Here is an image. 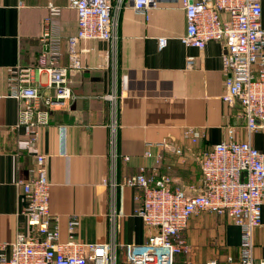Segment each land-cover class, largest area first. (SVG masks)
<instances>
[{
	"label": "crops",
	"instance_id": "obj_1",
	"mask_svg": "<svg viewBox=\"0 0 264 264\" xmlns=\"http://www.w3.org/2000/svg\"><path fill=\"white\" fill-rule=\"evenodd\" d=\"M156 1L146 17L125 0L115 11L114 40L81 43L89 50L80 54L81 67L69 76L79 97L52 111L35 145L47 157L51 211L60 217L62 238L68 237V222L77 220V238L115 243L118 264L126 263L127 244H145L156 232L137 214L140 191L123 186L125 178L141 166L148 173L157 168L173 177L174 186L192 191L194 185L199 191V165L189 157L181 160L163 144L181 145L185 153L189 147L205 151L225 139L228 125L239 126L238 139L247 140L242 105L222 99L223 44L214 40L203 49L186 46L180 0ZM69 2L0 0V252L8 256L17 233L26 227L28 201L17 182L29 179L34 165L31 139L17 127L21 103L10 94V74L20 65L40 64L50 3L62 8L54 27L61 38L59 65L72 66L68 38L78 31V16ZM262 8L264 26V0ZM160 37L168 38L163 48ZM188 56L195 58L193 67L187 65ZM43 79L47 82L46 74ZM41 89L49 92L46 85ZM189 128L202 130L205 137L193 144L186 135ZM253 145L264 151V131L254 136ZM184 234L189 249L177 257L179 264L237 262L241 228L228 218L211 212L193 215ZM254 240L259 264L264 260V206Z\"/></svg>",
	"mask_w": 264,
	"mask_h": 264
},
{
	"label": "built area",
	"instance_id": "obj_2",
	"mask_svg": "<svg viewBox=\"0 0 264 264\" xmlns=\"http://www.w3.org/2000/svg\"><path fill=\"white\" fill-rule=\"evenodd\" d=\"M136 12L148 17L156 0H127ZM263 0H180L187 20L186 34L181 38L188 47L203 49L210 41L223 44L225 86L222 99L226 104L239 102L246 120L247 140L238 139L240 127L226 126L225 139L205 151L185 153L181 145L171 147L181 160L188 157L199 165L201 189L174 186V179L159 169L147 172L145 166L125 178L123 186L137 188L140 206L137 214L149 227L156 228L148 242L125 246V264H179L177 257L186 253L189 242L185 230L193 215L203 212L224 216L241 228V244L237 262L257 264L255 230L262 225L264 206V151L253 145L254 136L264 131V26ZM125 0H70L76 10L78 31L68 38L72 66H60L61 38L54 33L55 17L62 8L48 5L40 37L45 51L36 66H18L10 74L11 95L19 99V121L34 147V165L29 179L20 178L28 205L26 227L17 233L8 256L0 252V264H118L117 245L112 242L80 241L76 236L77 220L68 222V237L62 238L60 217L51 211L52 181L48 175L47 157L36 145L41 130L51 122L57 107H66L77 96L70 87L72 70L81 67L80 54L88 48L82 42L114 40L117 20L115 11ZM160 48L168 43L160 37ZM188 67L195 58L188 56ZM47 75L44 82L43 75ZM46 85L48 91L41 88ZM108 96H104L106 98ZM109 98H112L109 96ZM194 144L205 137L196 128L186 130ZM150 145V144H148ZM187 155V156H186ZM146 156H151L146 151ZM129 160V156H124ZM204 264H219L211 259ZM259 264H264L261 260Z\"/></svg>",
	"mask_w": 264,
	"mask_h": 264
}]
</instances>
